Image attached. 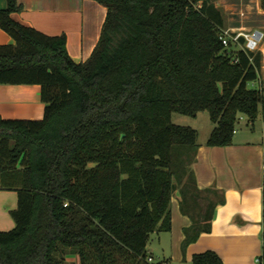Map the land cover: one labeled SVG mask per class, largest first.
<instances>
[{"label":"trees","instance_id":"16d2710c","mask_svg":"<svg viewBox=\"0 0 264 264\" xmlns=\"http://www.w3.org/2000/svg\"><path fill=\"white\" fill-rule=\"evenodd\" d=\"M95 1L107 14L80 62L65 33L14 18L19 0L0 9L14 39L0 45V84H40L45 103L42 119L0 118V188L18 195L15 227L0 230V264H74L65 253L80 264H158L147 245L153 232L172 229L174 178L192 219L185 252L211 230L225 197L198 187V130L173 123L172 113L208 111L211 146L232 144L244 115L264 120L262 52L223 43L225 15L214 0ZM192 264L223 260L210 249Z\"/></svg>","mask_w":264,"mask_h":264},{"label":"crops","instance_id":"0c3cea01","mask_svg":"<svg viewBox=\"0 0 264 264\" xmlns=\"http://www.w3.org/2000/svg\"><path fill=\"white\" fill-rule=\"evenodd\" d=\"M19 1L24 10L13 14L16 20L49 35L65 33L68 51L77 62L91 55L106 18L105 6L95 0ZM5 7L6 0H0V9ZM9 43L14 39L0 26V45ZM44 113L40 84H0V118L42 119ZM242 119L248 121L246 115ZM255 130L254 124L250 130L237 127L234 142L225 146L207 144L211 131L207 138L198 140L192 164L197 185L201 189L215 186L225 201L215 207L211 230L203 232L184 252V229L192 219L181 212L179 198L173 195L176 206L172 210V229L151 234L147 245L151 262L192 264L195 253L211 249L220 255L223 264H262L257 258L262 255L264 238V120L262 135L249 137ZM17 204L15 190L0 188V230L15 227L10 212Z\"/></svg>","mask_w":264,"mask_h":264},{"label":"rangeland","instance_id":"374dc122","mask_svg":"<svg viewBox=\"0 0 264 264\" xmlns=\"http://www.w3.org/2000/svg\"><path fill=\"white\" fill-rule=\"evenodd\" d=\"M214 2L222 9L225 15V27L242 26L245 28H260L264 31V8L262 0H214ZM259 50L263 55L261 80H264V40ZM249 86L256 88L259 86V82L257 81L255 83H251ZM172 122L178 125L190 126L197 129L199 133L198 140L207 138L210 131H212L214 127V123L212 122L208 111H201L196 117L173 112ZM247 122V119L241 118V121L238 123L237 127L239 129L242 127L243 130H250V126H252V124L248 126ZM262 124L263 118L262 114L260 113L254 122L256 129L254 135L252 136V134H249V137H260L262 135ZM185 179L186 175L183 176V180ZM180 186L181 183L178 182L177 178H174V199L175 196L180 199ZM175 206V202L171 203V208L173 211ZM154 236L155 234L153 237ZM151 245L155 246L156 244L152 242ZM64 256V260L67 263L80 264L78 255L65 253ZM158 257L159 256H156V259H158Z\"/></svg>","mask_w":264,"mask_h":264},{"label":"built area","instance_id":"2783aa9c","mask_svg":"<svg viewBox=\"0 0 264 264\" xmlns=\"http://www.w3.org/2000/svg\"><path fill=\"white\" fill-rule=\"evenodd\" d=\"M221 38L225 45L233 43L238 45L245 51L256 52L261 48L264 40V31L260 28H245L242 26L237 27H223L221 30ZM264 82V80H263ZM264 255V238H263V252L257 260L262 261ZM149 260H152L150 257Z\"/></svg>","mask_w":264,"mask_h":264},{"label":"water","instance_id":"95a60500","mask_svg":"<svg viewBox=\"0 0 264 264\" xmlns=\"http://www.w3.org/2000/svg\"><path fill=\"white\" fill-rule=\"evenodd\" d=\"M124 134H122V136H123Z\"/></svg>","mask_w":264,"mask_h":264}]
</instances>
